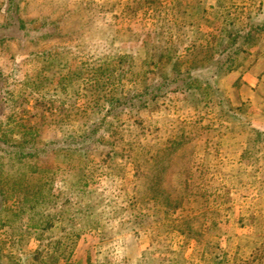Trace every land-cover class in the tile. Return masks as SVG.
I'll use <instances>...</instances> for the list:
<instances>
[{
	"label": "rangeland",
	"instance_id": "obj_1",
	"mask_svg": "<svg viewBox=\"0 0 264 264\" xmlns=\"http://www.w3.org/2000/svg\"><path fill=\"white\" fill-rule=\"evenodd\" d=\"M263 42L264 0H0V264H264Z\"/></svg>",
	"mask_w": 264,
	"mask_h": 264
},
{
	"label": "crops",
	"instance_id": "obj_2",
	"mask_svg": "<svg viewBox=\"0 0 264 264\" xmlns=\"http://www.w3.org/2000/svg\"><path fill=\"white\" fill-rule=\"evenodd\" d=\"M256 54L258 55V59L253 62L252 66L250 68L245 67V71H241L242 79L240 80V84L241 88L244 87L245 91L252 93L253 96H257L259 99L263 97L264 102V96L261 97V93H259V89L264 87V65L262 66L264 63V52L258 48ZM261 59H263V62H260ZM257 69H259V71Z\"/></svg>",
	"mask_w": 264,
	"mask_h": 264
},
{
	"label": "trees",
	"instance_id": "obj_3",
	"mask_svg": "<svg viewBox=\"0 0 264 264\" xmlns=\"http://www.w3.org/2000/svg\"><path fill=\"white\" fill-rule=\"evenodd\" d=\"M0 100L2 101L3 100V96H0ZM3 108H2V106L0 107V112H1V110H2Z\"/></svg>",
	"mask_w": 264,
	"mask_h": 264
}]
</instances>
